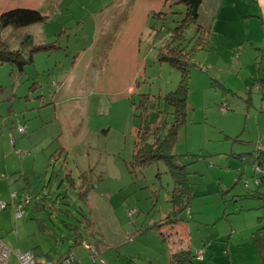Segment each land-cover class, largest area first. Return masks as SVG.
I'll return each instance as SVG.
<instances>
[{"label":"rangeland","instance_id":"1","mask_svg":"<svg viewBox=\"0 0 264 264\" xmlns=\"http://www.w3.org/2000/svg\"><path fill=\"white\" fill-rule=\"evenodd\" d=\"M236 1L239 7H253L250 0L202 4L198 23L205 28L211 24L213 31L193 54L197 66L191 67L187 122L173 146L190 182V196L196 194L192 204L208 218L219 213L214 207L224 202L223 194L233 196L225 189L221 193V181L228 187L236 184L232 174L242 167L248 170L244 179L252 182L255 163L249 160L253 162L255 149L264 154L263 95L254 76L261 58L248 60L242 71L238 67V37L228 20ZM15 7L36 8L46 18L17 29L5 27L2 38L13 48L29 34L33 44L47 47L36 51L23 69L10 62L0 65V203H7L0 207V239L11 248L9 264H19L17 253L24 250L36 251L39 259L69 256L75 259L72 264H174L173 249L191 235L207 236L196 247L219 263H255L259 254L250 232L240 229L248 230L254 220L256 226L264 207L249 209L247 199L238 202L245 210L230 217L246 219L234 231L245 239L232 245L234 250L228 247L230 253H219L215 232L220 228L200 223L201 217L187 220L185 199L173 200L174 189L178 198H185L187 190L183 187L178 195L169 164L132 165L137 126L145 120L160 122L166 137L174 118L175 110L164 98L178 87L181 70L161 58L162 48L179 44L181 30L188 51L200 39L198 23L184 21V2L0 0V13ZM246 31L264 36L256 18ZM249 78L242 86V79ZM232 84L242 91L232 93ZM251 86L258 105L250 104ZM226 103L229 108L222 107ZM195 166L201 167L199 173ZM263 168L256 172L264 173ZM26 178L30 185L23 183ZM237 187L246 189L242 183ZM19 203L24 205L21 215ZM176 205L183 211L177 220L167 221ZM176 221L188 224L178 229L177 238V227L170 225Z\"/></svg>","mask_w":264,"mask_h":264},{"label":"trees","instance_id":"2","mask_svg":"<svg viewBox=\"0 0 264 264\" xmlns=\"http://www.w3.org/2000/svg\"><path fill=\"white\" fill-rule=\"evenodd\" d=\"M203 1L204 0H177V2H184L186 5V16L184 19L186 24L189 23L188 18L198 23ZM45 18L46 16L38 9L32 7H15L0 13V65L3 62H10L17 65L19 69H23L26 64L33 61L36 51L47 47L43 44H33L31 35L27 34L18 47L15 46L12 48L8 41L2 38L1 31L9 26H12L13 29H17L37 22H43ZM198 26L200 39L196 42L194 51L187 50V43L185 42L184 44L185 39L182 30L177 32V35L180 36L179 44L175 43L166 48L167 43L161 50V58L170 62L172 65H176L181 70V79L178 87L169 92L164 98L165 103L172 106L175 110L174 118L168 127L167 136L163 137L164 130L162 123L161 125L160 122L159 124L151 125L147 120L137 126L135 133L132 165L144 167L149 163L160 160L169 164L174 176V184H176L178 195L183 187L187 190L185 198H178L176 190H173V200L177 201L175 203L182 202L184 199L186 201V199L190 197V182L186 179L187 174L186 171L183 170V166L179 165L177 159L174 158L173 146L179 137L180 128L187 122V100L192 73L191 67L197 66V63L193 61V54H195L197 50H201L204 46L206 36L210 35L209 30L201 23H198ZM182 27L185 28L186 25L184 24ZM174 35H172V38ZM256 85L264 99V79L257 80ZM147 105L150 106L151 104L149 105V103H147ZM222 107L229 108V105L228 103L222 104ZM144 110L148 112L147 106H145ZM261 251L263 259L258 264H264V242L261 243ZM34 252L36 253V251ZM197 255V253H193L191 250L182 249L174 254L173 260L178 264H210L206 262L205 254L203 258H198Z\"/></svg>","mask_w":264,"mask_h":264},{"label":"crops","instance_id":"3","mask_svg":"<svg viewBox=\"0 0 264 264\" xmlns=\"http://www.w3.org/2000/svg\"><path fill=\"white\" fill-rule=\"evenodd\" d=\"M234 4L237 5L236 10H235V12L231 13L228 20L231 23V26L229 27L230 30H232L233 33H236V36L238 37V39L236 40V42L234 44V46H235L234 50L238 49L237 53L239 52V57L237 60H239L240 65L238 67L242 71L246 67L248 60L250 63H256L261 58L260 63H258L259 65H258L257 72L254 73V76H256V79H255L256 81L259 80V78L264 79V45L263 46L258 45V44L264 43V36L261 37V34H262L261 31L258 32V37H256L255 35L252 36L249 31H246L248 28V22L251 20V18H256V19L260 20L262 26L264 27V0H250L249 5H251L253 7H250V6L239 7L240 4H238L237 1ZM201 7H202V5H201ZM221 7H222V5H221ZM218 10L219 9H217L216 16L218 14ZM220 12H222V11H220ZM241 25H244V26L239 27ZM207 29L211 33L213 31L212 25L210 24V26H207ZM240 35L242 36V38L240 37ZM256 43H258V44H256ZM250 59H253V61H250ZM255 60H256V62H255ZM232 63L233 62H231L230 65ZM224 82L227 86L230 87V84H228L226 81H224ZM241 82H243V84H242V86H243V85L247 84V82H250V78L249 79H242ZM237 84L239 85V82ZM231 86L233 87L236 85L232 84ZM250 88H251L249 91V93H250V104H252V106L258 105V102H257L258 100L256 101L255 96L251 95L252 91H256V90L254 88L252 89V86ZM237 91H242V87L241 88H235V89L233 87L232 93L235 94V93H237ZM258 93H260V92H258ZM263 103H264V99H263ZM262 107H263V105H262ZM227 137L232 138L233 135L228 134ZM259 149L260 148L255 149L252 153V155L255 154V156L253 157V162L249 159L248 160L251 162V165H253L255 163V161L258 160L257 162H259L261 168H263L264 162L262 161L261 156L264 154H262V153L258 154L257 150H259ZM244 161H246V160H244ZM232 167L233 168L238 167V160L234 161V164L232 165ZM194 170H196V173H199V170L201 171V167L195 166ZM247 171H248L247 169L243 170L242 167H240V168L238 167L232 174V178H236L237 183L235 184L233 182L232 186H230V187L226 186L225 185L226 183L224 181H221L220 184L223 188V189H221V193L225 189L226 193L232 192L230 195H228L229 197L232 194H233V196L231 199H227V197H225V194H223L224 202L222 201L218 205H215L214 208L219 210V213H217V214L214 213L213 215H215V216L213 218L204 217L201 214V211L198 208V205L194 206L192 204L193 197H195L196 194L192 193V196H190V198L186 199V204H185L184 208L185 209L189 208L187 220H190V219L192 220L196 217H201L200 223L205 224L207 226L215 225V226L220 228L215 232L216 239L221 240V246L219 249V253H220V250H226L228 253H230V251L228 250V247H231L233 249L232 245L236 246L238 244H242V241L245 239L244 237L241 239V238H239V236H236L235 234H236V231L238 228L237 225L245 223L246 219H242L240 221H235L230 217L231 214H238V213L242 212L243 210H245V208H246L245 204L240 205V204H238V202H241L242 200L247 199V201H250V202H248V206L250 205L248 207L249 209H259L261 207H264V186H262L264 184V173L258 174V172H256V169L254 166V174H252V182H251V180L248 178L244 179V174ZM200 175H201V173H200ZM244 180H249V181L244 182ZM234 181H235V179H234ZM23 183L30 185L28 178H26ZM238 183H242L246 189H244V188L242 189L241 187L235 188V186ZM31 186H32V183H31ZM196 187H198V189H199L201 187V184H199V186H196ZM190 188H191V185H190ZM205 193H206V190L203 192L197 193V196L204 195ZM191 197H192V199H191ZM231 200H234L235 206H230ZM190 205H191V207H190ZM182 211H183V209H181V205H176L175 207H173L172 211L169 212V217H168L167 221L177 220L176 215L181 213ZM198 214H199V216H197ZM222 221H225L226 224L222 223ZM227 221H230V226L227 224ZM257 221H258V224H256V226L254 225V223L256 222L255 220L252 223H250L248 230H246V229L242 230L243 225L241 226V229H240V233H242V232L245 233L246 231L250 232V235L248 237H251L252 242L255 244V246L257 248L259 256L255 257L253 259V260H256L255 263H253V264H258L263 259L262 251H261V243L264 242V214L262 216H260ZM170 225L177 227V229L175 231H173L174 236L177 238L178 229L180 227L182 229L185 225H188V224H186L183 221L181 223L176 221L174 223H171ZM230 227H231V229H230ZM245 228H247V227H245ZM228 230H230V232ZM192 231L193 230L191 228V234H192ZM234 231H235V234H234ZM206 240H207V236H205V238H204V236H202L201 239L200 238L196 239L192 235L190 237L188 236L185 238H181V241H179V244L176 245L177 247L173 249L171 255L174 256L175 253H177L178 251H180L182 249L191 250L193 253H195L198 249L202 248V247H196V244L200 243V242L204 243V242H206ZM182 243H183V245H182ZM202 250H204L206 262H208L210 264H222V263L217 262L218 258H215V256L213 254H211V255L208 254L205 251V249H201L199 251H202ZM173 256H172V260H173ZM173 263L178 264L175 261ZM224 264H233V263H232V261H230V262L227 261ZM248 264H250V263H248Z\"/></svg>","mask_w":264,"mask_h":264},{"label":"built area","instance_id":"4","mask_svg":"<svg viewBox=\"0 0 264 264\" xmlns=\"http://www.w3.org/2000/svg\"><path fill=\"white\" fill-rule=\"evenodd\" d=\"M20 130H24V127L20 126ZM258 160L255 161V169L256 171L259 170L261 171L262 168L257 162ZM0 207L4 208L7 206L6 202H1ZM24 209V205L22 203L18 204V215H21ZM11 252L10 246L2 239H0V264H9L8 258L9 254ZM197 257L198 258H203L204 252L203 251H198L197 252ZM18 257V262L19 264H72V262L75 260L72 257L67 256V258L61 260H52V259H39L38 255L33 251V250H24V251H19L17 253Z\"/></svg>","mask_w":264,"mask_h":264}]
</instances>
